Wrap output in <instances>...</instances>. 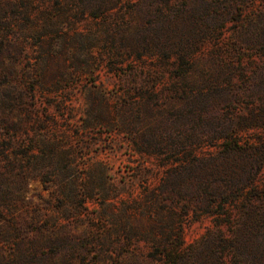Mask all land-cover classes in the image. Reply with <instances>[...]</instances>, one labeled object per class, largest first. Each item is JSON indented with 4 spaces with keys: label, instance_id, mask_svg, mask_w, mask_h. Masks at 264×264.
<instances>
[{
    "label": "rangeland",
    "instance_id": "rangeland-1",
    "mask_svg": "<svg viewBox=\"0 0 264 264\" xmlns=\"http://www.w3.org/2000/svg\"><path fill=\"white\" fill-rule=\"evenodd\" d=\"M0 264H264V0H0Z\"/></svg>",
    "mask_w": 264,
    "mask_h": 264
}]
</instances>
